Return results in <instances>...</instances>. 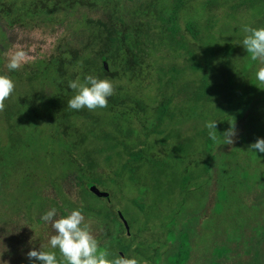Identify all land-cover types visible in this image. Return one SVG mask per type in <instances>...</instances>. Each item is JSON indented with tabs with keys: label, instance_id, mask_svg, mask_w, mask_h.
<instances>
[{
	"label": "rangeland",
	"instance_id": "374dc122",
	"mask_svg": "<svg viewBox=\"0 0 264 264\" xmlns=\"http://www.w3.org/2000/svg\"><path fill=\"white\" fill-rule=\"evenodd\" d=\"M181 2L185 4L176 31L169 35L171 27L160 17H167L173 0H119L122 21L129 29L140 27L139 41L148 53L134 75H118L117 68L105 62L106 70L114 73L103 78L112 83L111 96L124 102L109 101L103 110L67 106L75 93L68 82L94 76L96 62L82 74L78 69L74 77L68 68L56 84L51 56L67 43L89 50V35L80 21H107L112 10L107 0L50 19L26 18L0 32V75L8 77L13 70L10 109L33 90L42 88L46 95L36 106L23 109L11 140L0 123V264H30V249L52 252L57 264H66L59 249L48 243L55 235L51 221L41 219L52 209L54 187L65 196L61 199L80 198L100 209L112 206L124 237H134L128 258L138 264L147 261L135 247L152 253L153 264H170L178 246L187 251L183 264H264V153L249 147L257 137L264 138V83L255 78L264 64L251 59L241 44L242 25L264 27V0ZM2 22L7 21L0 18ZM188 23L195 38L186 30ZM21 50L25 55L20 65L9 69L8 60ZM204 74L209 91L201 93L195 87ZM54 84L64 91L63 99L49 97ZM162 100L169 101L163 110L167 117L158 122L155 112ZM54 106L90 115L74 120L80 136H86L83 147L71 149L67 137H59ZM212 121L215 129L206 127ZM231 125L236 135L232 144H225L222 133ZM132 150L142 152L139 166L130 160ZM79 155L95 160L93 176L102 182H92L108 199L82 192L75 173L63 162ZM126 164L134 171L129 166L125 170ZM48 179L53 185H44ZM62 210L64 215L55 208L53 219L71 212L65 205ZM82 216L81 224L98 239V251L112 259V241L104 234L119 227L118 222Z\"/></svg>",
	"mask_w": 264,
	"mask_h": 264
},
{
	"label": "trees",
	"instance_id": "16d2710c",
	"mask_svg": "<svg viewBox=\"0 0 264 264\" xmlns=\"http://www.w3.org/2000/svg\"><path fill=\"white\" fill-rule=\"evenodd\" d=\"M17 1L18 0H12L10 2L0 1V18L3 21L4 19H6L7 21L6 23L2 22V24L0 25V32L2 34H5L7 26H10L14 23L20 24L26 18H30L33 16H45L50 19L53 15L60 12H71L75 9L82 8L89 9L96 4V0H21L20 5H18V7H15V3H17ZM107 3H110L112 6L111 15L108 16L109 18L107 21H101L98 19L93 20L90 18H84L80 21L81 24H84L85 31H87V34L89 35V50H87V47L76 49L72 47L71 44L67 43L66 46L55 56H51L55 60L54 66L56 70V84L58 80H61L62 77L67 74L68 68H71L73 70L71 76L74 77L77 74L78 69L81 70L82 74V72H86L88 70V67L91 66L94 62H96L97 64L95 70L96 73H94V76H96L98 79H103L108 76L114 75L113 72H108L103 68V61L114 65L119 71L118 75H120V72L124 75H126L127 73L134 75L136 71L141 68V65L143 64V57L147 55L148 51L141 47V45L145 44L139 41V37H142V33L139 29L140 27L138 28L136 26L132 29H129L126 24H124L118 11V6L120 5L119 0H107ZM184 4L185 3H182L181 0H173L167 17L165 19L160 17V20H162L163 23H167L169 24L168 27H171V32L169 35L173 34L174 31H176L174 28L177 20V15L183 9ZM113 19L118 22H114ZM186 30L192 36H194V38L196 37L197 33L194 31L193 25L188 23L186 25ZM171 46L173 47V45ZM90 52H92V54H90ZM45 65L47 66V68H49L47 62H45ZM12 72L13 70L10 71V75L8 76V78H10ZM56 84H54V91L49 94V97L56 100H61L64 98V94H62V92L64 91L61 90L62 88L58 91L56 89ZM195 88H198L197 91L201 93H203L202 91H204V93L209 91V84L207 83L205 74L201 77L199 86H196ZM44 97H46V95L44 94L42 88L40 90H33L28 97L19 98L20 101H18V105L16 104V108L13 110L10 109L11 98L7 97L2 102H0V123H2L6 128L7 140H11L12 132L16 127V121L19 115L22 113L23 109L28 105L36 106L39 99L43 100ZM106 99L107 104L109 101H112L116 105L122 104L124 102L123 99L119 101L111 95ZM15 103H17V101ZM168 105V100H162L157 105L155 115L158 122H163L166 119L167 111L164 112L163 110L164 108L166 110V107H168ZM54 107L56 110V132L58 133L59 137H61V135L63 136L61 137L62 139L67 137V140L64 139V141L68 143L71 149L75 150L79 145L83 147L82 144L86 142V136H84V138L80 136V128H77L74 125V120L79 117H83L86 119L90 115H88L84 111L81 113L80 111L67 112L59 107ZM61 107L64 108V106ZM105 107L106 106L102 108L97 107V109H107ZM69 137H73V139H70ZM82 150L85 155L90 153V151L86 149ZM130 160L132 163H135L134 165L139 166L140 163L142 164L141 161L143 160L142 152L132 150V152H130ZM94 161L95 160L93 158H90L89 155L87 158H85L84 155H79V158L77 159L75 157H71L69 160L63 162L68 163L70 171L75 173V177L77 178L84 195L90 196L92 198H97L92 195L86 187L88 183H93L92 180H100L99 183L102 182L101 178L93 176L95 173L93 171V166H95ZM127 166L130 167V170L134 171L135 167H132L128 164L124 165L125 170ZM85 173L89 175L86 176ZM88 179L90 180L89 182ZM53 182L54 181L48 179L46 180L44 185H53ZM54 189L56 191V197L50 198L52 202L51 208H56L57 210L64 212L62 209L65 205L69 210L79 209L86 215H90L99 219H106L107 221L112 222L114 225L116 222H118L119 227L115 226L113 230H107L104 234L105 237L110 238V242L112 241V244L108 250L114 255V257L119 252H122L127 258L129 257L131 245L133 246V244H135L133 241L134 237H124V227L120 224L117 213L113 210L112 206H109V208L100 209L85 204L80 198L75 200L65 198L61 199V197L65 196L59 193L60 190L57 187H54ZM57 199H61V201H58ZM62 214L64 215L65 212ZM134 251L138 255L143 257L145 261H147L146 264H153L151 261V256L153 255L152 253L145 254L142 249L136 247L134 248ZM186 259L187 251L178 246L177 250L171 255L170 264H183Z\"/></svg>",
	"mask_w": 264,
	"mask_h": 264
},
{
	"label": "clouds",
	"instance_id": "9594fccd",
	"mask_svg": "<svg viewBox=\"0 0 264 264\" xmlns=\"http://www.w3.org/2000/svg\"><path fill=\"white\" fill-rule=\"evenodd\" d=\"M245 34L241 44L251 59H259L264 64V27L253 28L247 24L242 25ZM25 53L16 51L8 60L7 67L16 69ZM255 78L260 83H264V66L258 68ZM68 87L75 90L74 95L67 101V106L71 109H94L104 107L107 97L112 94V83L107 79H98L95 76L85 75L83 81L79 78L70 80ZM13 89V82L5 75H0V101H3ZM209 129H215V121L206 124ZM225 144H232L236 135L234 125L228 127L223 133ZM212 136L213 133L209 132ZM249 147L255 152L264 153V138L257 137ZM55 209H49L41 216L44 221H51V226L55 230V235L49 238V245L58 248L66 264H138L135 258H126L116 255L112 259H107L103 251H98L97 242L89 234L86 226L81 224L83 219L79 209L58 219H53ZM30 264H57L54 253L36 249H30L26 253Z\"/></svg>",
	"mask_w": 264,
	"mask_h": 264
},
{
	"label": "water",
	"instance_id": "95a60500",
	"mask_svg": "<svg viewBox=\"0 0 264 264\" xmlns=\"http://www.w3.org/2000/svg\"><path fill=\"white\" fill-rule=\"evenodd\" d=\"M103 68L106 69V65L105 62H102ZM88 191L94 195L97 198H104V199H108L109 198V194L105 191H102L100 189L97 188V186L94 183H88L86 185ZM120 256H124V254L122 252L118 253Z\"/></svg>",
	"mask_w": 264,
	"mask_h": 264
}]
</instances>
